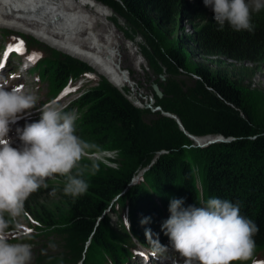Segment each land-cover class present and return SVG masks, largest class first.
<instances>
[{
    "label": "trees",
    "instance_id": "trees-1",
    "mask_svg": "<svg viewBox=\"0 0 264 264\" xmlns=\"http://www.w3.org/2000/svg\"><path fill=\"white\" fill-rule=\"evenodd\" d=\"M95 1L112 8L140 33L144 31L152 46L154 36L146 35L145 31L154 35L155 26L162 32L174 28L179 21L193 28L194 34L190 37L166 40L163 43L164 54L160 55L171 74L187 71L197 79L195 87L203 100L191 101L194 112L190 117L191 125L184 122L182 114L180 118L184 129L191 135L221 136L232 141L217 143L199 151L204 156H211V169L207 159V162L201 163L192 152L186 158L187 162L183 157V160L179 158L177 161L161 155L151 165L150 171L143 173V180L129 187L144 164L150 163L149 159L155 158L160 151L180 154L182 151L183 156L182 144L177 146V141L156 124L142 122L138 110L114 88L106 84L102 88L89 90L80 101V106L87 107L88 115L84 117L79 132L97 144L116 143L126 158L127 166L102 177L99 175L96 179L84 177L88 190L78 197L65 195L63 188L58 189L59 203L69 215V228L58 230L63 235V251L74 250L78 253L77 244H80L82 250L85 247L89 249V256L83 264H103L106 254L118 261L117 264L128 262L131 258L126 248L131 244L129 236L107 226L106 210L116 197L120 208L117 209V221L120 223L122 216L128 215L133 222L131 230L143 245L156 243L161 237L166 238L162 224L170 217L169 205L173 198H182L183 206L187 207L203 206L209 198L218 197L239 203L240 214L254 221L259 228L253 237L254 252L264 248V123L262 126L254 125L252 115L241 101L240 79L248 69H238L233 64L264 63V8L252 12V31H235L227 24L221 30L204 0ZM190 53L206 59L215 65V69L205 64H191ZM222 60L229 63L225 64ZM69 72V62L56 57L46 73L54 81L50 83L51 86L58 85L60 88L70 76ZM177 94L183 98L180 89H177ZM188 103L186 101L184 106ZM176 161L179 162L178 166ZM194 167L199 174L195 173ZM57 177L60 178L58 174ZM53 198L41 187L25 201L24 214L43 228L55 229L57 226L51 207L39 203L40 199L49 201ZM34 207L37 212L33 215L31 209L35 211ZM145 218L147 222L141 223ZM20 219L9 226L8 232L16 229ZM32 240L24 242L30 243Z\"/></svg>",
    "mask_w": 264,
    "mask_h": 264
},
{
    "label": "rangeland",
    "instance_id": "rangeland-1",
    "mask_svg": "<svg viewBox=\"0 0 264 264\" xmlns=\"http://www.w3.org/2000/svg\"><path fill=\"white\" fill-rule=\"evenodd\" d=\"M77 1L83 4V7L84 4L93 5L95 3H100L96 2L95 0ZM261 1L264 2V0ZM248 2L249 4H252L253 0H248ZM102 5L105 6L104 4ZM107 8L109 13L111 12V17H109L108 23L101 21V23L96 24L97 21H99V19H97L93 24L98 27L99 24L102 25V23H104V25H108L111 29L117 31V37L121 43V47L118 49L120 51V59L118 62L122 69L127 73V80H131L130 85L134 86L132 88H130V85L128 84L130 82H127V84H122L121 88L116 86L113 82H111L109 77L99 73L97 68L93 67L83 56L71 54L60 47L51 45L45 40H41L27 30L26 27L28 24H24L20 27L9 26L8 24L5 25V23L0 24V34L15 36L17 41H23V46H25L27 53L30 55L44 57L45 62L47 63L46 72L47 69L49 70L51 68V65L56 57L62 58V61L67 60L70 65V76L67 77L65 81H68L70 78L74 81L82 79V76H84L85 72H88L94 76L93 81L82 80L84 82L82 88L67 96V99L69 100L75 99L74 105L76 106L77 110H79L76 112L79 121L82 116V112L85 111L86 116L88 115V111H86L85 106H80V101L83 99L81 93H86L91 89L102 88L107 84L109 88L112 87L116 92L124 95L126 100L138 110L140 113L139 119L142 122L147 125L156 124L157 127H160V129L168 133L169 137H171L174 141H177V146L182 144L184 149L183 156L182 151L181 154L176 151H174V153L160 151L156 154L155 158L153 156L152 159H149L151 160L150 163L144 164L143 169L138 172V175L139 173L143 174L146 171H150L151 165L155 163V160L158 156H167L166 159L173 157V159L177 161L179 158L183 157L184 162H187L186 158L190 157V152H192L194 158H197V160L201 163L205 161L207 162L208 160L210 164L209 168L211 169V156H204L203 154H200L199 151H204L209 146L217 143H230L232 140H224L221 138L222 141L220 140L213 142V139H211L209 144H206V146L204 145V147H202L197 144L198 140L196 137L199 136H194L186 132L184 129L183 120H181L180 115L182 114L181 116L185 117L184 122L186 124L191 125L190 117L194 113L193 108L191 107V101L195 102L203 100V98L198 94L197 88L195 87L197 80L196 76L187 73V71H180L177 74H171L169 70L166 69L160 56L164 54L163 43L166 40H176L177 38L190 37L194 34L193 28L188 26L186 23L179 21H177L174 28L166 29L167 31L162 30L161 32L160 29H157V26H155L154 35L151 32L145 31L146 35L151 37L154 36L152 46L149 40L144 36V31L141 30V34L138 29L118 15L112 8ZM48 9L49 8L47 6H40L37 9V12L39 10H43V12H40L36 15L37 19L46 22L42 19L49 15ZM9 22L11 23L13 20L10 19ZM93 24L90 26L88 25L87 27H91ZM168 32L171 33L169 34ZM106 34V31L102 32L104 38L106 37ZM189 60L191 64H205L211 69H215V65H212L206 59H203L197 54L190 53ZM222 62L225 64L229 63L226 60H222ZM233 64L238 69H248V72L243 74V79H240L242 80L241 101L243 106L245 108L247 107L249 113L252 115L253 124L262 126L264 123V63L258 65L250 62ZM249 73L251 75L250 77ZM35 74L36 73H32L30 77L34 78ZM45 77L47 80L54 82L51 80L50 75H47V73H45ZM154 85L157 86L158 90L160 91L161 98H158L154 94L152 88ZM87 87H89V89H87ZM177 89L181 90L183 98L178 96ZM186 101H189V103L184 106ZM8 133V135L12 134L11 128ZM78 136L85 142L92 145V148L88 150L87 155L79 162L78 169H73V172L75 173L77 171L81 172L82 175L80 178L83 179L86 177V179H96L99 178L97 177L99 175L102 177L103 174L113 171L116 172L122 167L126 168V158L122 155L121 150L117 148L116 143L111 142L109 144H97V142L95 143V140L90 137H84L82 133ZM20 143L21 142H16L17 145ZM183 158L181 160H183ZM84 160H87L88 162L84 163ZM177 161L176 165L178 166L179 162ZM82 164L85 166H82ZM94 164L98 165V167L95 169L93 168ZM194 171L196 174H199L198 169L195 167ZM59 176L60 178H58L56 174L52 178L47 179L46 183L48 187H42L44 191L46 190L49 193L52 191V189H56L57 191L53 196L54 198L50 199L49 201L44 200L48 202H44L42 199H40L39 202L42 205L43 203H46L51 207L50 211L54 213V222L55 226L57 227L55 229L43 228L41 225L35 224L33 219H31L27 214H23L19 224L16 226L15 232L9 236L10 243H25L24 241L31 240L33 238V244L29 243L32 247L31 264H83L86 258L89 256V249L85 247V249L82 250L83 247L80 244H77V247H79L78 253H76L74 250H71L70 252L63 251V243L61 239V236L63 235H61L58 230H65L68 227L69 215L68 211L61 207L59 203L58 189L64 188V185L66 184V177L61 175ZM139 177L141 176H138V178ZM134 178L137 179L136 177H133L129 187L133 186V182L135 180ZM150 181L152 182L151 179ZM178 184L180 185V180L177 182V185ZM117 199L118 197L113 200L112 204L109 205L108 210H106V214H108L107 226H109V228L113 231H116L119 225L117 217L114 213L115 211L113 212L115 206L119 204L116 202ZM31 211L34 215L36 214L37 209L35 208V211L31 209ZM33 226L36 227V229L32 228ZM31 236L32 238H29ZM70 240L71 237L69 238V241ZM77 255L79 256L78 258H76ZM250 261L255 262L256 264H264V248L255 251ZM134 264L140 263L135 262ZM237 264H240V262H237Z\"/></svg>",
    "mask_w": 264,
    "mask_h": 264
},
{
    "label": "clouds",
    "instance_id": "clouds-1",
    "mask_svg": "<svg viewBox=\"0 0 264 264\" xmlns=\"http://www.w3.org/2000/svg\"><path fill=\"white\" fill-rule=\"evenodd\" d=\"M204 4L212 10L221 30L227 24L235 31H252V12L264 8L261 0H253L252 6L248 0H204ZM88 92H82V97ZM36 104L35 96L22 89H9L0 81V264H31V245L10 243L8 229L24 214L28 197L48 187L47 179L56 174L66 177L63 191L73 198L88 190L81 172L73 174V169L78 168L92 145L78 136L79 130L76 134V116L64 112L55 101L40 107L38 122L17 128L21 145L13 146L8 137L10 125ZM49 195L54 196L55 189ZM183 205L182 198L170 201V217L163 222L162 230L184 258V264H242L252 258L253 237L259 228L240 214L239 203L213 197L203 206ZM146 222L147 218L141 221Z\"/></svg>",
    "mask_w": 264,
    "mask_h": 264
},
{
    "label": "bare ground",
    "instance_id": "bare-ground-1",
    "mask_svg": "<svg viewBox=\"0 0 264 264\" xmlns=\"http://www.w3.org/2000/svg\"><path fill=\"white\" fill-rule=\"evenodd\" d=\"M82 5L77 0H0V24L16 27L28 24L26 28L30 33L71 54L83 56L116 86L121 88L127 82L130 85L131 80H127V73L118 62L121 43L117 31L104 23L98 27L93 24L97 19L96 24L108 23L111 12L100 3L84 4L85 8ZM40 6L49 8V15L42 19L47 23L37 19L36 15L43 12H37ZM10 19L13 22L10 23ZM103 31L107 32L105 38ZM214 137H196L197 144L210 143Z\"/></svg>",
    "mask_w": 264,
    "mask_h": 264
},
{
    "label": "water",
    "instance_id": "water-1",
    "mask_svg": "<svg viewBox=\"0 0 264 264\" xmlns=\"http://www.w3.org/2000/svg\"><path fill=\"white\" fill-rule=\"evenodd\" d=\"M153 88V91H154V94L158 97V98H161V93H160V91L158 90V88H157V86H153L152 87ZM187 132V131H186ZM209 137V136H208ZM224 139L223 137H221V136H215L214 138H213V142H217V141H222V139ZM224 140H226V139H224ZM223 140V141H224ZM228 140H231V139H228ZM206 144H209V143H206ZM206 144H204L205 146H206ZM204 145H202V147H204Z\"/></svg>",
    "mask_w": 264,
    "mask_h": 264
},
{
    "label": "snow or ice",
    "instance_id": "snow-or-ice-1",
    "mask_svg": "<svg viewBox=\"0 0 264 264\" xmlns=\"http://www.w3.org/2000/svg\"><path fill=\"white\" fill-rule=\"evenodd\" d=\"M20 48H21V49L23 48V42H21V44H20ZM30 59H31V57H30ZM4 66H5L4 64H0V69H2Z\"/></svg>",
    "mask_w": 264,
    "mask_h": 264
}]
</instances>
